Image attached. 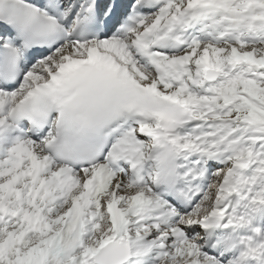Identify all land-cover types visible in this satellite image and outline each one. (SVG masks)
<instances>
[{"label":"snow or ice","instance_id":"snow-or-ice-1","mask_svg":"<svg viewBox=\"0 0 264 264\" xmlns=\"http://www.w3.org/2000/svg\"><path fill=\"white\" fill-rule=\"evenodd\" d=\"M0 264H264V0H0Z\"/></svg>","mask_w":264,"mask_h":264}]
</instances>
